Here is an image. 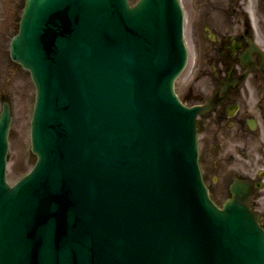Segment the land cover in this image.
Masks as SVG:
<instances>
[{"label":"water","instance_id":"1","mask_svg":"<svg viewBox=\"0 0 264 264\" xmlns=\"http://www.w3.org/2000/svg\"><path fill=\"white\" fill-rule=\"evenodd\" d=\"M109 1L31 3L35 43L25 57L19 44L13 58L31 60L39 87L40 159L8 187L5 105L0 264H264L255 252L239 255L251 247L239 220L247 221L215 208L202 186L197 112L184 113L172 93L183 55L164 34L168 23L149 19L150 0L127 19L126 3Z\"/></svg>","mask_w":264,"mask_h":264},{"label":"flooded vegetation","instance_id":"2","mask_svg":"<svg viewBox=\"0 0 264 264\" xmlns=\"http://www.w3.org/2000/svg\"><path fill=\"white\" fill-rule=\"evenodd\" d=\"M5 2L4 21L8 22V0ZM219 5L225 14L224 24L217 29V40L213 43L218 66L216 117L229 120L247 139L260 138L264 135V54L254 44L255 31L246 10L248 1L227 0ZM259 48L264 52V47ZM246 56H249L248 62H244ZM251 123L256 124L255 130L250 127Z\"/></svg>","mask_w":264,"mask_h":264},{"label":"rangeland","instance_id":"3","mask_svg":"<svg viewBox=\"0 0 264 264\" xmlns=\"http://www.w3.org/2000/svg\"><path fill=\"white\" fill-rule=\"evenodd\" d=\"M24 3L25 0H8V22H4L6 4L4 0H0L4 9L0 8V24L4 23V27H0V92L11 102L13 110L8 170V178L12 184L29 171L35 162V157L30 152V121L35 100V88L28 73L12 66L9 50L7 55L8 42L16 28L15 24L21 15ZM188 4L192 25V28H189L191 36L189 39L193 44L198 42L199 38V35L193 30L197 23L198 10L192 6L190 0H188ZM192 50H195L193 45ZM193 64L194 61L191 60L188 73L192 72ZM215 196L222 202L223 199L218 190H216ZM260 202L262 203L261 211L264 212V199H261Z\"/></svg>","mask_w":264,"mask_h":264},{"label":"bare ground","instance_id":"4","mask_svg":"<svg viewBox=\"0 0 264 264\" xmlns=\"http://www.w3.org/2000/svg\"><path fill=\"white\" fill-rule=\"evenodd\" d=\"M199 111L201 112L202 110H201V109H199Z\"/></svg>","mask_w":264,"mask_h":264}]
</instances>
